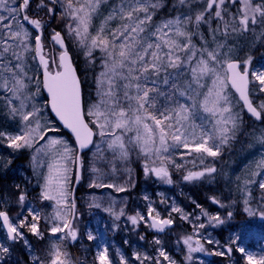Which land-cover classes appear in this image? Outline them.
I'll use <instances>...</instances> for the list:
<instances>
[{
	"label": "snow or ice",
	"instance_id": "snow-or-ice-1",
	"mask_svg": "<svg viewBox=\"0 0 264 264\" xmlns=\"http://www.w3.org/2000/svg\"><path fill=\"white\" fill-rule=\"evenodd\" d=\"M256 45L264 47V0H0V116L10 125L0 127V172L29 153L35 178L32 187L0 186V264H88L86 250H72L82 239L95 242L91 264H205L196 254L264 264V250L245 243L250 221L264 228V155L235 177L238 199L207 197L212 209L188 197L198 210L188 211L162 192L158 201L144 195L143 211L93 198L88 207L112 221L105 231L127 233L122 247L98 229L81 233L71 180L82 177L92 149L99 159L110 153L111 174L119 161L127 176L117 183L92 166L91 188L133 189V156L146 179L165 185L177 183L174 173L185 184L226 176L217 165L240 136L264 147V52L254 64ZM74 58L86 72L99 66L95 101L85 98ZM241 202L246 216L237 222ZM33 237L44 242L39 250Z\"/></svg>",
	"mask_w": 264,
	"mask_h": 264
},
{
	"label": "rangeland",
	"instance_id": "rangeland-1",
	"mask_svg": "<svg viewBox=\"0 0 264 264\" xmlns=\"http://www.w3.org/2000/svg\"><path fill=\"white\" fill-rule=\"evenodd\" d=\"M239 43L243 45L245 41L241 39ZM258 50H261V51L258 54H255V51H258ZM251 51H252V54L255 57H258V59L260 60L261 58L260 53L264 52V47H261L260 45H256L255 48L252 49ZM256 61L257 59L254 60V62ZM75 62L79 63L84 74H86L87 77L90 78V79L87 78V81L89 85L92 87V89H91V95H88L87 100L89 102L95 101L97 99V93H96L95 85L93 83V79H94V75L99 72V66H97L95 73L93 71L86 72L85 70L86 65L84 64V61L82 58H75ZM45 98L46 97L43 93L40 97V101L42 103L46 102ZM47 115L51 117V115L49 114V111ZM52 120L54 121L53 118ZM244 121H245V127L247 128L251 122L249 121V118L246 116V114L244 116ZM9 126H10L9 122L3 116H0V127H9ZM56 126H58L57 123H56ZM61 135L65 139L73 141L71 137L63 130L61 132ZM97 143L100 144L101 148L105 147V145L99 140H97ZM94 153H96V149L90 150L84 157L85 168L82 173L81 187L77 194V206L81 212V224H80L81 233H83L86 227L93 229V230L98 229L99 232L104 235L105 240L110 242L113 247H121L117 243L116 238L114 237L119 231L112 232L109 230L106 232L104 229V226H103L104 224L111 225L112 223L111 219L107 216V214L97 209H90L88 207L89 202L93 200V198L105 204L109 200H114L117 202V206H119L121 201L126 200L128 204V209L129 207H131V210L138 209V210L143 211L146 202L142 200V197L144 195H148L153 200L158 201L160 199L158 194L162 192L164 193L166 197L175 198L176 203L185 207L186 210L198 211L194 208V205H192L186 197L180 194H178L179 195L178 196L176 194V191L174 190L173 185L170 186V185L161 184V183L155 182L151 178L146 179L143 175L142 168L140 167V162L135 158V156H133L132 161L129 164V167L132 170L131 175L134 179L135 187L131 189L129 192L120 193V192L114 191L113 189L89 187L90 180L93 179L95 175L91 172L92 166L100 168L104 173L107 174V178L109 180H115V182L117 183H122L124 178L127 176V173L123 169V165L119 161H113V163H115L117 166V172L115 175L111 174V171H110L111 165L109 164L110 153H106L104 159L97 158V156L94 155ZM0 154L7 155V152L5 151ZM262 155H264V147H261L259 144L252 143L249 135L240 136L237 142L235 143L234 147L230 150V152H226L225 156L222 159V162L218 163L217 165L218 171L226 173V176H223V175L220 176L224 183L223 190L227 192V194H225L224 191L222 192V195H227V196H224L225 200H227V197L229 195H231L233 198H237V199L239 198L240 193L236 191L235 177L236 176L244 177L247 174L248 168L254 167L255 163L261 159ZM17 157H21V161L23 163L21 165H18L15 163L17 165V168H19L18 169L19 176H22L23 180L27 184H29L30 182L34 185L35 178H34L32 169L29 167V153H22V154L17 155L16 158ZM176 159H177V162H181L179 155H177ZM187 159H190V158H186V160ZM187 166L191 167V164H187ZM138 170H140L141 172L140 176H138L137 174ZM8 172L12 174L14 173V171L12 170V167L11 169H9ZM74 179H75V173H72L71 180L73 181V184H74ZM7 186L9 185H6L4 187H7ZM252 188L254 191L256 189L255 185H253ZM253 195H254V192H253ZM239 206L242 211V202L239 203ZM160 207H163V206L161 205ZM252 221L255 222L257 220H252ZM121 231L123 232L124 239H125L127 236V233L123 230ZM211 231H213V236L216 239L220 240V235L223 236L224 233H226L225 237L227 238V235H228L227 230H223V231L211 230ZM132 239L133 241H135V234H132ZM224 239L225 238L223 237L222 240ZM85 242L91 244L92 246L95 243V242H89L87 239H82L79 243L80 245H82V243H85ZM245 243L248 245L249 249L252 251L259 252L261 250H264V228L261 227L260 221H259V226H253L251 228V231L248 234V238L246 239ZM167 246L169 248V251L172 253V255L175 258H177L178 260H182V253L175 248L174 244L171 241L168 243ZM40 248L41 247L39 245V247L36 249L39 250ZM196 255L198 259H203L205 261V264H214L213 262L216 258L219 259L218 261L224 264V261L222 260V258H219V257L204 256L203 254H196Z\"/></svg>",
	"mask_w": 264,
	"mask_h": 264
},
{
	"label": "trees",
	"instance_id": "trees-1",
	"mask_svg": "<svg viewBox=\"0 0 264 264\" xmlns=\"http://www.w3.org/2000/svg\"><path fill=\"white\" fill-rule=\"evenodd\" d=\"M261 50L255 51V54H258ZM75 59V58H74ZM76 66L78 67V73L81 76L82 79V86H83V91H84V95L85 98L88 99V95H91V89L92 87L89 85L88 81H87V75L84 74L83 70L81 69V66L79 65V63L76 62ZM90 79V78H88ZM21 165L23 164L21 161V157H17L16 159H14V162L12 164V170L14 171V173H2L0 172V186H6V185H12V184H16V183H20V184H26V182L23 180L22 176H19V168H17V165ZM174 179L177 181V183L175 185H173L174 190L176 191V194H180L183 195L184 197H186L188 199V197H191L192 199L203 203L205 205V207H210L211 209L214 208L215 206L210 205L207 202V197L210 195H219L221 199H224V196L227 195H222V192L224 191V183L221 177H218L217 181L213 184H208V183H199V184H185L180 180V173H174ZM33 184L29 183V187H32ZM221 191V192H220ZM254 196H258L259 192L257 189H255L254 191ZM225 194H227L226 191H224ZM179 196V195H178ZM189 200V199H188ZM237 208V215H236V220L237 222L240 221H244L245 220V214L241 211L239 203L236 205ZM252 227L253 226H259V220L257 221H250ZM233 227H236V225H233ZM117 240V243L122 247V242L124 240V234L122 231H119L115 236H114ZM33 244L35 245L36 248L39 247L40 242L37 241L35 238H31ZM223 238H221V241L223 242L224 240H222ZM16 255L20 256V257H24L23 251L21 249H17L16 251ZM24 259L26 260V257H24ZM88 260V264H91L89 257H87ZM217 264H222L221 262L217 263Z\"/></svg>",
	"mask_w": 264,
	"mask_h": 264
},
{
	"label": "bare ground",
	"instance_id": "bare-ground-1",
	"mask_svg": "<svg viewBox=\"0 0 264 264\" xmlns=\"http://www.w3.org/2000/svg\"><path fill=\"white\" fill-rule=\"evenodd\" d=\"M140 173H141L140 170H138V172H137L138 176H140ZM39 242H40V247H42L44 242L43 241H39ZM82 246L83 247H81L80 243L78 245L74 246L73 249H72L73 252L79 254L80 252L86 250L87 257H89L90 262H91L92 252L94 251V247L91 244L86 243V242L82 243Z\"/></svg>",
	"mask_w": 264,
	"mask_h": 264
},
{
	"label": "water",
	"instance_id": "water-1",
	"mask_svg": "<svg viewBox=\"0 0 264 264\" xmlns=\"http://www.w3.org/2000/svg\"><path fill=\"white\" fill-rule=\"evenodd\" d=\"M44 95H45V97H47V93L46 92H44ZM49 112L52 115V117L56 120V122L60 125L59 121L55 117V114L54 113H51L50 110H49ZM60 126L63 129V126L62 125H60ZM63 130L70 135V137L73 139V142H74V138L71 136V133H69L66 129H63ZM87 152H88V150H86V153ZM80 182H81V178L78 179V177L76 175V180H75V184H74V191H75V193H76L77 188L79 187Z\"/></svg>",
	"mask_w": 264,
	"mask_h": 264
}]
</instances>
